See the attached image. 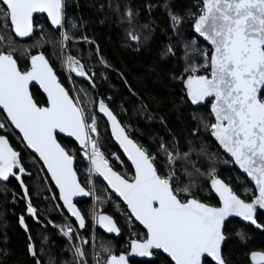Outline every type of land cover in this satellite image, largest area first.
Returning a JSON list of instances; mask_svg holds the SVG:
<instances>
[{"label": "snow or ice", "instance_id": "obj_1", "mask_svg": "<svg viewBox=\"0 0 264 264\" xmlns=\"http://www.w3.org/2000/svg\"><path fill=\"white\" fill-rule=\"evenodd\" d=\"M66 7V0H0V15L5 22L10 19L18 37H28L34 31V13H46L51 26L57 31L63 29ZM119 8L116 5L117 12ZM200 13L189 15L193 18L195 32L211 45V51L204 57L203 64L191 63L185 68L188 75L181 80L186 89L185 100L193 106L205 101L210 104L214 121L204 123L203 131L210 133L219 148L229 154L231 161L254 182L258 195L251 202L239 198L231 187L218 179L214 168L208 173L211 181L208 191L219 197L218 206L188 196L181 198L173 183L172 169L166 175L164 169L156 165L159 152L170 159L172 152L180 149L176 138L172 136L167 141L160 138L156 148L150 151L126 134L128 130L106 101L100 99L99 112L107 117L112 136L134 169L131 177L117 174L100 152L98 139L93 137L99 130L97 119L85 111L79 100L70 98L45 55H32L30 67L21 70L11 49L0 51V109L6 114L0 120V129L7 131L14 126L13 134L18 130L21 142L43 162L42 166L59 190V200L79 222L80 228L85 227V222L72 198L88 196L89 192L77 182L73 170L75 153H69L61 146L58 134L74 137L79 142V151L88 158L92 170L103 176L107 185L127 205V209L121 211L129 212L146 229L143 238L131 239L127 254L117 256L106 247L103 251L107 255L101 260L93 252L95 264H128L129 255L151 258L161 254H166V257L162 256V264H226L222 244L227 239L225 222L228 218L240 217L258 229L264 226L257 222L256 216L258 209H264V0H203ZM179 19L172 16L174 24ZM60 38L62 42H72L67 32H60ZM82 42L94 43L86 36L82 37ZM192 43L195 45L196 40ZM94 56L101 66V75H104V70L111 66L99 54L98 48L95 53L91 49L88 51L89 62ZM83 60V55L79 59L69 55L68 71L77 77H86L95 87L94 78L89 75L93 69ZM209 67L210 78L207 74H198L199 69ZM32 81L46 93V106H38L30 95ZM199 132L198 127L192 135ZM188 146L191 150L192 141H188ZM188 155L185 152V156ZM113 157L120 160L115 154ZM192 167L196 172L200 171L196 162H192ZM25 173L20 154L0 135V181H9L10 177L20 181L19 186L27 198L29 191L22 179ZM183 191L188 192V189ZM27 212L30 215L37 212L31 202ZM98 222L106 233L118 234L119 229L111 217L100 215ZM19 223L24 225L23 217ZM63 234L69 240L73 239L71 230ZM75 239L80 241L72 246L77 264H88L83 246L89 241L78 235ZM27 251L33 257L32 264H42L31 242ZM251 259L255 264H264V251H254Z\"/></svg>", "mask_w": 264, "mask_h": 264}, {"label": "trees", "instance_id": "obj_2", "mask_svg": "<svg viewBox=\"0 0 264 264\" xmlns=\"http://www.w3.org/2000/svg\"><path fill=\"white\" fill-rule=\"evenodd\" d=\"M66 5L63 29L57 31L47 18H37L35 35L28 41H19L10 19L5 22L0 15V51L11 49L21 70L29 67L30 57L38 52L49 59L71 96L97 119L100 142L106 154L109 157L118 154L123 160L122 167L113 165V169L122 176L131 177L134 172L113 143L108 124L97 112L100 99L106 101L128 130L129 136L150 151L156 148L160 138L165 141L172 136L176 138L180 149L172 152L170 159L159 152L156 165L164 169L166 175L172 169L173 183L181 198L188 196L218 206V199L208 191L211 182L208 173L214 168L217 177L225 181L241 199L250 202L256 196L254 187L236 170L210 133L203 131L204 123L214 121L210 104L195 108L185 100L186 91L181 83L188 75L185 68L191 63L203 64L204 57L210 54L207 44L195 35L194 21L189 15L202 14L201 0H66ZM116 5L120 6L119 12ZM173 15L180 18L175 24ZM60 32L70 35L71 44L61 41ZM84 36L94 43L83 44ZM194 39L195 45L192 43ZM97 48L111 66L104 70V75H101L102 69L95 56L90 62L88 60V51L91 49L95 53ZM69 55L75 59L83 55V62L93 69L89 75L94 78L95 87L86 77L69 73L65 68ZM198 74L209 75L210 67L199 69ZM32 94L39 106L46 105L47 99L37 88L32 90ZM149 116L152 119H148ZM4 117L0 109V120ZM198 127L200 132L193 136V130ZM13 130L12 126L7 131L0 129V135L20 152L26 168L22 179L29 196L25 198L20 181L11 177L9 181H0V264H32L33 257L27 251L30 242L42 264H49V260L51 264H77L72 250L74 244L80 243L75 239L77 235L89 241L83 247L90 264L92 201L78 203L87 222L86 229L81 232L65 212L42 163L21 142L22 137L16 131L13 134ZM59 140L69 153H75L76 171L81 183L89 189L88 166L80 155L79 147L73 141ZM188 141H192L191 150ZM185 152L189 155L185 156ZM192 162H196L199 172L192 167ZM29 202L37 209L35 215L27 212ZM95 208L98 215L110 216L121 232L118 239L96 228L95 251L101 259L107 255L104 248L110 247L115 255L128 253L131 239L143 238L145 231L135 223L129 212L121 211L126 208L110 193L103 181L96 184ZM21 217L24 218V225L19 223ZM257 220L264 225V214L260 213ZM69 230L72 240L63 234ZM225 231L228 238L223 248L226 264H251V253L264 251V231L236 220L226 224ZM162 256L157 255L152 262L132 264H162Z\"/></svg>", "mask_w": 264, "mask_h": 264}, {"label": "water", "instance_id": "obj_3", "mask_svg": "<svg viewBox=\"0 0 264 264\" xmlns=\"http://www.w3.org/2000/svg\"><path fill=\"white\" fill-rule=\"evenodd\" d=\"M201 2H202V4H203V0H201ZM37 18H47V15H46V13H34V31H33V33L32 34H30L28 37H18L16 34H15V32H14V29H13V32H14V34H15V36L17 37V39L19 40V41H28V40H30V39H32L33 37H34V35H35V32H36V28H35V24H36V19ZM48 19V18H47ZM49 21V20H48ZM49 23H50V21H49ZM51 25V24H50ZM52 28L53 29H55L53 26H52ZM56 30V29H55ZM194 33H195V35L198 37V38H200L204 43H206L207 44V46L211 49V45L207 42V41H204V39L202 38V37H200L199 36V34L198 33H196L195 32V30H194ZM37 54H43L42 52H38V53H36V54H34V55H37ZM44 55V54H43ZM13 57H14V55H13ZM46 57V56H45ZM15 58V57H14ZM16 59V58H15ZM46 59H48L47 57H46ZM30 61H31V57H30V59H29V67H30ZM48 61H49V59H48ZM17 63H18V61H17ZM49 64H50V66H52L51 65V63H50V61H49ZM18 67L20 68V66H19V63H18ZM54 70V69H53ZM54 73L56 74V72H55V70H54ZM57 75V74H56ZM57 78H58V80L61 82V80H60V78L58 77V75H57ZM209 78H210V74H209ZM61 85H62V87H64L65 88V90L66 91H68V89L62 84V82H61ZM34 88H37L41 93H42V95L47 99V96H46V93H44L43 92V89L36 83V82H34V81H32V82H30V84H29V92H30V95L33 97V94H32V90L34 89ZM185 91H186V89H185ZM69 92V91H68ZM69 94H70V92H69ZM70 98H72L73 100H75L72 96H71V94H70ZM33 99H34V97H33ZM34 101H35V99H34ZM36 102V101H35ZM190 102V101H189ZM191 103V102H190ZM208 104V102L207 101H205V102H202L200 105H198V106H193V107H195V108H199V107H205L206 105ZM39 106V105H38ZM46 106V105H45ZM108 106V105H107ZM109 107V106H108ZM109 109L111 110V108L109 107ZM2 110V109H1ZM112 111V110H111ZM97 112H98V114L106 121V123L108 124V127H109V132H110V137H111V139L113 140V143L117 146V148L121 151V153H122V155L124 156V158L126 159V161H127V163L131 166V162L127 159V156L125 155V154H123V150H122V148L120 147V145H119V142L115 139V137L114 136H112V134H111V125L107 122V117H105V116H103V114L102 113H100L99 112V109H98V106H97ZM114 113V112H113ZM5 114V113H4ZM115 114V113H114ZM5 116H6V114H5ZM212 116H213V114H212ZM117 119H118V121H120V119L117 117ZM213 119H214V116H213ZM10 122V121H9ZM121 122V121H120ZM121 125L123 126V127H125L122 123H121ZM13 128H14V126H12ZM126 128V127H125ZM17 133H18V130H15ZM126 134L127 135H129L128 134V132H126ZM130 137V136H129ZM6 138V137H5ZM59 138H62V139H65V140H70V141H73V142H75L76 143V145L79 147V149H80V144H79V142L78 141H76L75 140V138L74 137H69V136H67L66 134H58V142L61 144V142H60V140H59ZM131 138V137H130ZM213 138V137H212ZM7 139V138H6ZM213 140H214V138H213ZM215 141V140H214ZM216 142V141H215ZM9 144H10V142H9ZM216 144L218 145V142H216ZM26 145V144H25ZM10 146H12L11 144H10ZM61 146L62 147H64L62 144H61ZM219 147V146H218ZM14 149V148H13ZM15 150V149H14ZM32 154H34L38 159H39V157H38V155L37 154H35L31 149H28ZM220 150L224 153V155H226L230 160H231V157H230V155L229 154H227V153H225L224 151H223V149L222 148H220ZM16 151V150H15ZM18 152V151H17ZM19 154H20V152H18ZM39 161L42 163V165H43V162L39 159ZM234 163V162H233ZM235 165V164H234ZM45 168V167H44ZM235 168H236V170L238 171V172H240L244 177H246L247 179H248V181H249V183L254 187V189H255V184H254V182H252L251 180H250V178L249 177H247V175L243 172V170H241V169H239V167L238 166H236L235 165ZM45 170H46V172H47V169L45 168ZM73 170L76 172V176H77V182L82 186V187H84L85 188V190L86 191H88L89 192V195L88 196H74L72 199H73V203L76 205V207H77V210L78 211H80V209H79V207H78V203H80V202H85V201H91V199H92V194H91V192L88 190V189H86V187L81 183V181H80V177H79V175H78V173H77V171H76V159L74 158V160H73ZM112 170H114L113 168H112ZM114 171H116V170H114ZM117 172V171H116ZM133 172H134V169H133ZM48 174V173H47ZM117 174H119L118 172H117ZM119 175H121V174H119ZM48 176H49V178H50V180H51V176L48 174ZM218 179H220L223 183H225L226 185H228L225 181H223L221 178H219V177H217ZM102 181L105 183V185L107 186V188L109 189V191H110V193L112 194V195H114L116 198H118L120 201H121V203L124 205V207L127 209V205L126 204H124V202L122 201V199L121 198H119L118 197V195L116 194V193H114L113 192V190L110 188V186H108L107 185V181H105L104 179H103V176H102ZM51 182L53 183V185H54V187H55V189L57 190V192H58V195H59V190L56 188V186H55V183L51 180ZM229 186V185H228ZM210 187H211V182H210ZM230 187V186H229ZM256 191V190H255ZM213 194H214V196L219 200V197L218 196H216L215 195V193L214 192H212ZM236 194V193H235ZM256 195H258V192H256ZM239 197V196H238ZM240 198V197H239ZM247 202V201H246ZM251 202V201H250ZM60 203L62 204V206H63V201H60ZM64 208V207H63ZM64 210H65V212L67 213V215L78 225V227H79V229H80V231L81 232H83L85 229H86V227H87V222H86V219L84 218V216L82 215V213H81V211H80V213H81V217H82V219L84 220V222H85V227L84 228H80V226H79V222H77L76 220H75V217H73L72 215H71V213H69L68 211H67V209L66 208H64ZM260 213H263L264 214V209H258L257 210V213H256V216L258 217V215L260 214ZM100 215H105V214H100ZM99 215V216H100ZM108 216V215H107ZM131 216V215H130ZM110 217V216H109ZM99 218V217H98ZM131 218L135 221V223L137 224V225H139L145 232H146V229H144L143 228V225H141V224H139V222L138 221H136L135 220V218L134 217H132L131 216ZM113 220V219H112ZM233 220H236V221H239V222H241V223H243V224H245V225H250V226H252V227H254L256 230H258V231H261V232H263L264 231V228L263 227H261V228H256L255 227V225H253V224H251V222H246V221H243L242 220V218H240V217H235V216H232V217H229L228 218V220L225 222V226H226V224H228V223H230L231 221H233ZM113 222H114V220H113ZM257 222H258V220H257ZM115 223V222H114ZM97 227H98V229L99 230H101L102 232H104L105 234H107V235H109V236H112V237H116V238H120L121 237V232H120V230H119V232H118V234L117 233H106L103 229H101L100 227H99V222H98V225H97ZM228 242V238L225 240V242L222 244V254H223V248H224V245L226 244ZM129 252H130V249H129ZM128 252V253H129ZM256 252H258V251H256ZM122 254H127V253H122ZM165 257H166V254H163ZM252 255V254H251ZM251 255H250V261H251V264H255V262L254 261H252V259H251ZM118 256V255H117ZM156 257H157V255L156 256H154V257H151V258H142V257H136V256H131V255H129V256H127V259H128V264H132V262H152V261H154L155 259H156ZM170 259V258H169Z\"/></svg>", "mask_w": 264, "mask_h": 264}, {"label": "built area", "instance_id": "obj_4", "mask_svg": "<svg viewBox=\"0 0 264 264\" xmlns=\"http://www.w3.org/2000/svg\"><path fill=\"white\" fill-rule=\"evenodd\" d=\"M91 121H89L90 123ZM97 126H98V123H97ZM93 137L94 138H97L98 139V144H99V150L100 152L104 155V157L109 161V165L111 168H113V165H117V166H120L122 167L123 166V160L121 159L120 157V160L117 161L114 159L113 155L112 156H108L103 148V146L101 145V142H100V135H99V130L97 133H94L93 134ZM91 149L89 148V151ZM80 155L81 157L84 159V161L87 163V166H88V179H87V183H89V191L91 192L92 194V198H95L96 197V184H97V181H102V176L95 172L94 170H92V166H91V163L90 161L88 160V158L86 156H84L81 152H80ZM116 156H118L117 154H115ZM99 217V216H98ZM98 217H94V228H93V231L95 232L96 228H97V225H98ZM95 264V262H94Z\"/></svg>", "mask_w": 264, "mask_h": 264}, {"label": "rangeland", "instance_id": "obj_5", "mask_svg": "<svg viewBox=\"0 0 264 264\" xmlns=\"http://www.w3.org/2000/svg\"><path fill=\"white\" fill-rule=\"evenodd\" d=\"M210 51H211V49H210ZM67 70H68V66H66L65 67ZM77 100V99H76ZM118 155V154H117ZM119 156V155H118ZM120 157V156H119ZM100 184V181H97V185H99ZM89 190V189H88ZM91 201H92V203H93V206H94V209H93V214H92V222H93V228H94V217L96 216V217H98L99 215H98V212L96 211V208H95V205H96V197L95 198H92L91 199ZM95 232L93 231L92 232V250H91V253H92V255H91V262H90V264H94V260H93V252H95V254L97 255V256H99L97 253H96V251H95V242H96V240H95ZM101 260H103V259H101Z\"/></svg>", "mask_w": 264, "mask_h": 264}, {"label": "flooded vegetation", "instance_id": "obj_6", "mask_svg": "<svg viewBox=\"0 0 264 264\" xmlns=\"http://www.w3.org/2000/svg\"><path fill=\"white\" fill-rule=\"evenodd\" d=\"M257 218H258V217H257ZM258 252H261V251H258ZM252 253H253V252H252ZM252 253H251V254H252ZM250 262H251V261H250Z\"/></svg>", "mask_w": 264, "mask_h": 264}]
</instances>
